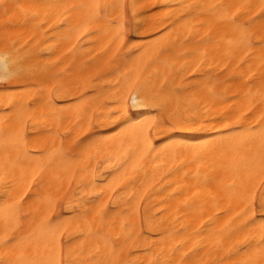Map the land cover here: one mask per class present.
I'll use <instances>...</instances> for the list:
<instances>
[{"label": "snow or ice", "instance_id": "snow-or-ice-1", "mask_svg": "<svg viewBox=\"0 0 264 264\" xmlns=\"http://www.w3.org/2000/svg\"><path fill=\"white\" fill-rule=\"evenodd\" d=\"M159 7L0 0V264H264V0Z\"/></svg>", "mask_w": 264, "mask_h": 264}, {"label": "bare ground", "instance_id": "bare-ground-1", "mask_svg": "<svg viewBox=\"0 0 264 264\" xmlns=\"http://www.w3.org/2000/svg\"><path fill=\"white\" fill-rule=\"evenodd\" d=\"M7 3H18V4H29V3H39V2H57V0H6ZM68 2H71V0H68ZM139 4H150L153 6L155 11L157 13L162 12L163 9L159 7V5L167 4V3H175L176 0H136ZM207 3H231L235 2V0H206ZM253 3H259V0H251ZM140 11L146 12L147 15L143 18L144 20L148 21L149 24L152 22V10L151 9H141ZM51 23V21H49ZM147 27V25H146ZM31 29L32 25L29 24L25 28L16 27L13 29H10L13 33H22L24 35V38L27 39L29 35H31ZM2 31V29H0ZM137 39H142L144 42H147L152 37L148 34V32L145 31V29H141L140 32L135 33ZM134 34V35H135ZM85 44H87L88 48H91L96 56L99 57V60L96 61L92 67L91 71L95 72L97 68H102L105 62L109 59L110 56H112L113 52H115V46L112 47L111 51H108L107 54H104L105 51V45L108 43L106 39H94L92 41H84ZM92 53H90V56ZM82 59H87L83 58ZM89 73H85L84 75L87 76ZM229 85H224V87H228ZM69 103L72 102V97L66 98ZM32 117L34 120L31 123V131L33 132V135L29 136L26 130V135L28 138V145L31 151L33 152H39L45 147V142L50 145L51 140L49 138V132L54 131V121L53 119L47 115L46 110L42 109L40 107H35L33 110H30L26 116V118ZM2 121H3V113L0 112V127H2ZM31 122V121H29ZM65 125L68 124V121H64ZM29 129V128H28ZM116 129H113L115 131ZM214 131V130H213ZM59 143V140H57V144ZM219 179H222L224 183L228 182L229 177L221 174ZM123 217L117 218L115 221L116 228L119 230V226L121 221L123 220ZM227 217H222L220 223H223L224 220H226ZM179 227V224L176 225ZM76 225L70 224L68 231L65 232L64 240L66 241V247L68 246H76L79 245L80 240L84 239V237H80V239H74L72 236L69 235V233L75 234ZM129 246L133 244V241H128ZM132 251H135L134 248H132ZM135 257H130V259H134Z\"/></svg>", "mask_w": 264, "mask_h": 264}, {"label": "rangeland", "instance_id": "rangeland-1", "mask_svg": "<svg viewBox=\"0 0 264 264\" xmlns=\"http://www.w3.org/2000/svg\"><path fill=\"white\" fill-rule=\"evenodd\" d=\"M135 37H136V34H135ZM36 106L33 107V109L35 108ZM33 118L32 117H28L26 118V130H27V133L29 136L33 135V132L31 131V123L33 122ZM31 121V122H29ZM29 128V129H28Z\"/></svg>", "mask_w": 264, "mask_h": 264}]
</instances>
